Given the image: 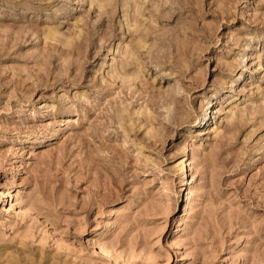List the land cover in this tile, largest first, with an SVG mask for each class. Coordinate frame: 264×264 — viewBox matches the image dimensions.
<instances>
[{"label": "rangeland", "instance_id": "1", "mask_svg": "<svg viewBox=\"0 0 264 264\" xmlns=\"http://www.w3.org/2000/svg\"><path fill=\"white\" fill-rule=\"evenodd\" d=\"M0 264H264V0H0Z\"/></svg>", "mask_w": 264, "mask_h": 264}, {"label": "bare ground", "instance_id": "2", "mask_svg": "<svg viewBox=\"0 0 264 264\" xmlns=\"http://www.w3.org/2000/svg\"><path fill=\"white\" fill-rule=\"evenodd\" d=\"M209 104V103H208ZM2 194V193H1ZM101 222V221H100ZM105 222V221H104ZM104 224V223H103ZM96 228H99L98 226H96ZM94 239V238H93ZM97 242V241H96ZM102 247V246H101Z\"/></svg>", "mask_w": 264, "mask_h": 264}]
</instances>
